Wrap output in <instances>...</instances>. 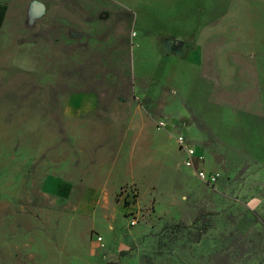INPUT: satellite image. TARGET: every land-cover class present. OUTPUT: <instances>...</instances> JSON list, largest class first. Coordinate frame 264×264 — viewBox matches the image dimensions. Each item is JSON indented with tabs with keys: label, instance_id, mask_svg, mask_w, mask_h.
Listing matches in <instances>:
<instances>
[{
	"label": "rangeland",
	"instance_id": "obj_1",
	"mask_svg": "<svg viewBox=\"0 0 264 264\" xmlns=\"http://www.w3.org/2000/svg\"><path fill=\"white\" fill-rule=\"evenodd\" d=\"M0 2V264H264V0Z\"/></svg>",
	"mask_w": 264,
	"mask_h": 264
},
{
	"label": "crops",
	"instance_id": "obj_2",
	"mask_svg": "<svg viewBox=\"0 0 264 264\" xmlns=\"http://www.w3.org/2000/svg\"><path fill=\"white\" fill-rule=\"evenodd\" d=\"M71 110L72 109L69 108V110L67 111V114L70 115L72 118H79L81 116V113L83 112L82 109H75L77 111L71 113ZM64 111L62 113L63 117L65 116ZM91 111H93L92 107H89L88 109H86L87 113H90ZM169 136H171V135H169ZM116 151H118V149H116ZM126 152H127V150H125V153ZM179 152L182 153L181 151H179ZM118 161H119L118 159H115L112 163H110V165L108 167L111 171L115 172V174H113L112 172H110L108 174L109 177L113 176L112 179L116 176L115 168L117 165H119ZM127 161L128 160H124L122 162V167L127 166L126 164H124ZM110 181H108V184ZM44 189L46 192L51 193V194H53V196H57V197H67V196H70L74 192V188L69 182L61 181V180H57V179H53V178H49L47 180ZM106 191H108L107 188L103 189L101 187H97L94 185H87L84 188V192H82V195L80 197L77 212L83 216L93 214L95 212V209H97L98 205L106 199V197H105V193H107ZM120 203L117 204V207L115 209V212L118 216L119 215H126V214H129L133 211L132 206L126 207V205L123 202H122V204L124 205V207L126 209L120 210V206H119Z\"/></svg>",
	"mask_w": 264,
	"mask_h": 264
},
{
	"label": "built area",
	"instance_id": "obj_3",
	"mask_svg": "<svg viewBox=\"0 0 264 264\" xmlns=\"http://www.w3.org/2000/svg\"><path fill=\"white\" fill-rule=\"evenodd\" d=\"M169 125L176 129L174 124H169L165 120H160L158 122L157 127L158 130H164L167 129ZM177 142L179 145V151H181L185 155V162H183V166L185 167V169L192 171L193 174L199 178V181L210 185H216L220 179V175L216 173L207 172L205 169L202 168L201 163L203 161V158L197 154L194 145L189 142V140H187L184 134L178 133ZM126 199L128 202L129 199ZM131 215V225L135 227L137 226L138 216L136 214ZM99 240L100 242L103 241L102 238H99Z\"/></svg>",
	"mask_w": 264,
	"mask_h": 264
},
{
	"label": "trees",
	"instance_id": "obj_4",
	"mask_svg": "<svg viewBox=\"0 0 264 264\" xmlns=\"http://www.w3.org/2000/svg\"><path fill=\"white\" fill-rule=\"evenodd\" d=\"M7 11H8L7 6H6L5 4H3L2 2H0V30H1V28H3V26H4V22H5V17H6V12H7ZM254 216H255L258 220L264 222V221L262 220V218H259V216H257V214L254 213ZM203 234H204V231H203L202 229H200V230L198 231V233H195V234H194V237H195L197 243L201 242V240H202V238H203Z\"/></svg>",
	"mask_w": 264,
	"mask_h": 264
},
{
	"label": "bare ground",
	"instance_id": "obj_5",
	"mask_svg": "<svg viewBox=\"0 0 264 264\" xmlns=\"http://www.w3.org/2000/svg\"><path fill=\"white\" fill-rule=\"evenodd\" d=\"M27 60H28V59H27ZM20 62H21V61H20ZM20 62H19V63H20Z\"/></svg>",
	"mask_w": 264,
	"mask_h": 264
}]
</instances>
